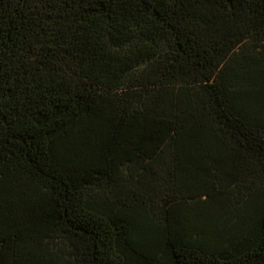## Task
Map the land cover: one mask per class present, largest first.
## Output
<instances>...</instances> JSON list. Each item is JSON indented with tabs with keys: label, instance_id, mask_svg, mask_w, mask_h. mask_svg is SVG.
<instances>
[{
	"label": "trees",
	"instance_id": "trees-1",
	"mask_svg": "<svg viewBox=\"0 0 264 264\" xmlns=\"http://www.w3.org/2000/svg\"><path fill=\"white\" fill-rule=\"evenodd\" d=\"M0 264H264V0H0Z\"/></svg>",
	"mask_w": 264,
	"mask_h": 264
}]
</instances>
